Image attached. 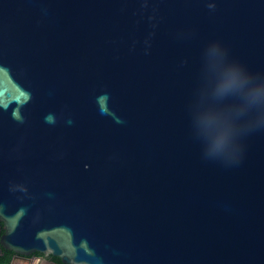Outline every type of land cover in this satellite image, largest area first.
<instances>
[{
    "label": "water",
    "instance_id": "1",
    "mask_svg": "<svg viewBox=\"0 0 264 264\" xmlns=\"http://www.w3.org/2000/svg\"><path fill=\"white\" fill-rule=\"evenodd\" d=\"M212 42L264 71V0H0V254L264 264V122L219 157L196 119Z\"/></svg>",
    "mask_w": 264,
    "mask_h": 264
},
{
    "label": "clouds",
    "instance_id": "2",
    "mask_svg": "<svg viewBox=\"0 0 264 264\" xmlns=\"http://www.w3.org/2000/svg\"><path fill=\"white\" fill-rule=\"evenodd\" d=\"M205 59L213 73L215 92L231 100L223 105L204 106L196 119L206 130V151L223 157L236 145L237 135L245 126L264 122V75L229 59L218 42L207 46ZM218 119L225 121L223 126L207 131L209 123Z\"/></svg>",
    "mask_w": 264,
    "mask_h": 264
},
{
    "label": "trees",
    "instance_id": "3",
    "mask_svg": "<svg viewBox=\"0 0 264 264\" xmlns=\"http://www.w3.org/2000/svg\"><path fill=\"white\" fill-rule=\"evenodd\" d=\"M15 255L16 254L12 251L2 249V252L0 254V264H13L12 261ZM37 255H42V254L38 253ZM47 259L51 261V264H63L60 258L52 256V255H48Z\"/></svg>",
    "mask_w": 264,
    "mask_h": 264
},
{
    "label": "flooded vegetation",
    "instance_id": "4",
    "mask_svg": "<svg viewBox=\"0 0 264 264\" xmlns=\"http://www.w3.org/2000/svg\"><path fill=\"white\" fill-rule=\"evenodd\" d=\"M41 258V259H40ZM13 264H51V261L47 259V256L44 255H33L29 258L13 257Z\"/></svg>",
    "mask_w": 264,
    "mask_h": 264
},
{
    "label": "snow or ice",
    "instance_id": "5",
    "mask_svg": "<svg viewBox=\"0 0 264 264\" xmlns=\"http://www.w3.org/2000/svg\"><path fill=\"white\" fill-rule=\"evenodd\" d=\"M260 74L264 75V71H261Z\"/></svg>",
    "mask_w": 264,
    "mask_h": 264
}]
</instances>
